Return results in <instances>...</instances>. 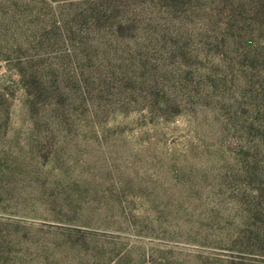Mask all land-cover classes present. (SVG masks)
<instances>
[{"label":"rangeland","instance_id":"rangeland-1","mask_svg":"<svg viewBox=\"0 0 264 264\" xmlns=\"http://www.w3.org/2000/svg\"><path fill=\"white\" fill-rule=\"evenodd\" d=\"M0 264H264V0H0Z\"/></svg>","mask_w":264,"mask_h":264}]
</instances>
